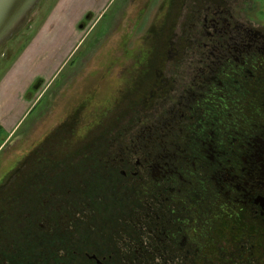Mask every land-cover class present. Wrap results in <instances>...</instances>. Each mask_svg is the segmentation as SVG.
Here are the masks:
<instances>
[{"label": "rangeland", "instance_id": "374dc122", "mask_svg": "<svg viewBox=\"0 0 264 264\" xmlns=\"http://www.w3.org/2000/svg\"><path fill=\"white\" fill-rule=\"evenodd\" d=\"M203 1L111 0L106 9L108 0L92 1L78 25L87 27L84 42L51 81L53 62L47 70L29 61L21 82L6 76L60 0H42L0 50V115L6 89L12 121L34 104L17 129L0 126V264H140L132 256L136 241L155 242L147 226L131 220L141 202L130 173L143 151L128 140L143 122L167 115L207 66L205 44L214 40L206 37L203 10L213 3ZM230 4L238 19L264 29V0ZM62 34L42 36L56 45L52 57L68 43ZM162 77L168 88L157 95ZM127 144L123 163L118 154ZM230 241L212 261L198 263L169 244L142 264H264L260 255L252 259L247 242L240 252Z\"/></svg>", "mask_w": 264, "mask_h": 264}, {"label": "flooded vegetation", "instance_id": "af4514ba", "mask_svg": "<svg viewBox=\"0 0 264 264\" xmlns=\"http://www.w3.org/2000/svg\"><path fill=\"white\" fill-rule=\"evenodd\" d=\"M206 1L213 4L203 23L214 40L205 44L207 66L167 115L128 135L143 151L130 173L141 202L131 220L155 242L136 241L140 264L169 244L198 263L212 261L231 239L240 252L247 242L256 262L264 257V29L238 19L230 0ZM161 81L153 97L168 88Z\"/></svg>", "mask_w": 264, "mask_h": 264}, {"label": "crops", "instance_id": "0c3cea01", "mask_svg": "<svg viewBox=\"0 0 264 264\" xmlns=\"http://www.w3.org/2000/svg\"><path fill=\"white\" fill-rule=\"evenodd\" d=\"M92 1L94 0H60V2L56 5L53 12L51 13L50 20L46 22V24L40 30L39 35L37 36V39L39 38V36H41V43L38 42L37 44L35 42L37 40L36 39L30 46L29 44L27 45V47L23 50V52L15 61L11 71V75L6 76L7 82L9 83L11 81L12 84L14 82V79L17 80V77L19 78L21 74L25 72L29 73V61L35 62L36 65H39L42 68L46 67L47 70L49 69L52 62L53 65H57V71L51 74L53 76L50 77L48 81L53 80L56 74L60 71L61 67L68 62L72 54H74V52L78 49V47L84 42L86 38L87 27L84 31H81L78 25L82 21L83 16L86 15L90 9H92ZM110 1L111 0H108V2H106V4L104 5V9L107 8ZM65 9H68L71 13V15H68L67 21L65 20L66 15L63 14ZM73 10L75 12H73ZM69 12L67 14H69ZM101 15L102 14L98 15L97 17ZM82 23L85 27L84 21ZM52 30L63 33L62 40L68 41L67 45H61V50L57 48V50H59L57 52L58 56L55 55L54 57H52L51 55L53 54V50L55 49L56 45L49 47L50 44L46 43V40L42 37L45 33ZM20 78L17 82L23 81L20 80ZM24 81L29 82V80L27 79H25ZM6 87L7 85H5V88ZM7 93L8 91L6 89L4 95H1L2 103L5 108H1V113L3 115H0V126L5 128L6 130H15L19 127V125H21V123L23 122L26 115L29 113L34 104L33 101H31V103L24 104L25 107L24 110L21 112L22 115L12 121L9 117L10 115H8L9 111L7 105L9 104L8 100L10 94ZM32 96L33 95L30 94V98H32L33 100Z\"/></svg>", "mask_w": 264, "mask_h": 264}, {"label": "water", "instance_id": "95a60500", "mask_svg": "<svg viewBox=\"0 0 264 264\" xmlns=\"http://www.w3.org/2000/svg\"><path fill=\"white\" fill-rule=\"evenodd\" d=\"M42 0H0V50L20 33Z\"/></svg>", "mask_w": 264, "mask_h": 264}]
</instances>
